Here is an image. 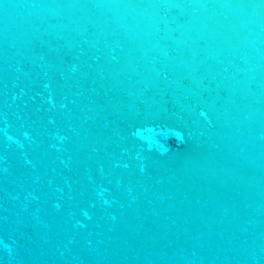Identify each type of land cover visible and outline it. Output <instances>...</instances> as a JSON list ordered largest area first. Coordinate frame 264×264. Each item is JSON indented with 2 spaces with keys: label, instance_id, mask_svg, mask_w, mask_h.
<instances>
[{
  "label": "water",
  "instance_id": "95a60500",
  "mask_svg": "<svg viewBox=\"0 0 264 264\" xmlns=\"http://www.w3.org/2000/svg\"><path fill=\"white\" fill-rule=\"evenodd\" d=\"M0 264H264V0H0Z\"/></svg>",
  "mask_w": 264,
  "mask_h": 264
}]
</instances>
